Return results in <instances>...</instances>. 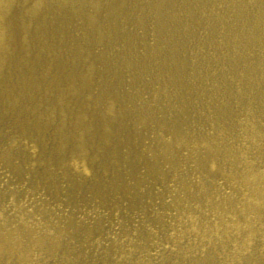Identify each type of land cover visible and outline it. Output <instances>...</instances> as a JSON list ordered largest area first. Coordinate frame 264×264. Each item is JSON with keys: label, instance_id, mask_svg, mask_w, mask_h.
<instances>
[{"label": "bare ground", "instance_id": "1", "mask_svg": "<svg viewBox=\"0 0 264 264\" xmlns=\"http://www.w3.org/2000/svg\"><path fill=\"white\" fill-rule=\"evenodd\" d=\"M33 1L0 0V264H264V0ZM28 28L55 59L12 78Z\"/></svg>", "mask_w": 264, "mask_h": 264}, {"label": "rangeland", "instance_id": "2", "mask_svg": "<svg viewBox=\"0 0 264 264\" xmlns=\"http://www.w3.org/2000/svg\"><path fill=\"white\" fill-rule=\"evenodd\" d=\"M103 1L104 0H54L53 3L55 5L64 3L66 5H69L70 8L72 7L74 9L77 8V7H79V5L81 4V6H83V9L84 10L91 11L93 9L92 8V5H91L93 2H100V5H101L103 3ZM15 3H16V6L19 9L18 16L20 14H25L26 15L28 10H30L31 8H33L34 6L37 5V4H35V2L33 0H16ZM198 3H199V1H198ZM40 4H42V6H44L43 5L44 3H40ZM194 4H196L195 1H194ZM55 5L53 7H51L53 11L55 10L54 9ZM126 5H127V3H124L122 1H119V2H117V6L115 8V10H120V13L123 12V11H126L125 12L126 14L123 17L124 19H128V18H130V17L133 16L130 12H127L129 10H127ZM175 6H176V2L175 3L173 2L172 6L169 8L172 11L171 12L172 14H174L173 11H175ZM62 7L61 8H57V12H54V13H59L60 10L62 9ZM194 7H197V5L194 6ZM43 10L44 11H46V10L48 11L47 8H44ZM102 12H104V10L100 9V15L102 14ZM12 14H14V13L12 11H10L8 17L9 18H12V19H15L16 16L15 15L11 16ZM115 16L116 15H114L113 18L111 20H109L110 24H112L114 22L113 20H114ZM120 16H122V15H120ZM174 16L175 17L168 15L167 20H166V23H165L166 28H167V32L169 33L170 41L171 40H174L176 38L177 33H178V30L180 28L179 26L182 25V23H183V19L180 16H178V17H176V15H174ZM53 19H56V18L54 17ZM44 20H45V18H44ZM150 20H153V19L150 17L149 18V21ZM153 21H156V19H154ZM130 23L131 22L129 21L126 24V20H125V26H124V28H125L126 34L128 33V31H129V33H131L133 31V27L130 25ZM55 24H56V20L53 22V25L52 26H49L47 24V27H42L44 30L41 31V38H42V41H43L44 45L46 43H48V42L49 43H52L53 47L56 46V45H60L61 44V43H59L61 41L58 39V37L55 38V34H56V32H55L56 29H54L55 28L54 27ZM27 25H31V24H27ZM61 31H66V28L61 29ZM26 33H27V38H28L27 43L23 41L24 44H22L19 41H17L16 39H14V40L17 41L15 43V47L10 48V49L7 50V51H9V50H13L14 49V52H15V49L18 46L21 45V46H24L25 47L22 50V53L23 54L25 53V55H23V59H25V61L24 62L21 61L20 63L17 62L18 63L17 64V68L18 69H16V71L14 73H11L10 76L12 78L16 74L25 75V74H28L29 73V75H32V74H30V72L32 73L33 70H35L38 67V63L40 65L41 62H43V61H47L48 62V60H50V59L51 60H54L55 59V57H53V56L50 58L49 55H46L44 53L43 48H41V47H33L32 46V43H33V40H34V34H32V30L30 28H28L26 30ZM82 34H83V32H82ZM86 35H87V33H86ZM182 35L184 37V44H183V47H182L181 52H179V55H178L179 57H181L182 53H185V52H188V51L192 50V43H193L192 38L189 37L188 34L182 33ZM205 37L207 38V36H205ZM205 37H203V38H205ZM164 39H165V37H164ZM90 40H92V38H90ZM57 49L58 50L61 49V46L60 47L57 46ZM60 53H62V51ZM29 59L30 60L33 59V60L30 61ZM61 59H64L65 60L64 57H62ZM70 61H71V59L68 56L66 63H68ZM69 64L70 63H68L66 65L69 66V68H70V66L74 65L75 63H71L70 65ZM5 67L6 66H4L2 69H0V82H3V73H4L5 69H6ZM109 70L111 71V69H109ZM46 71H48V68L46 69ZM148 76H149V74H148ZM147 77H146V79H147ZM94 78H95V76H94ZM130 83H131V86H132V82H130ZM126 88L129 89L130 87H127L126 86ZM2 116L5 117L4 114ZM2 125L3 124L0 123L1 129H5ZM5 125H7V124H5ZM103 262H105L106 264H108V261H103V260H101L100 264L103 263Z\"/></svg>", "mask_w": 264, "mask_h": 264}]
</instances>
